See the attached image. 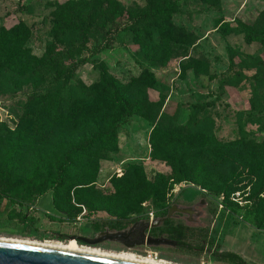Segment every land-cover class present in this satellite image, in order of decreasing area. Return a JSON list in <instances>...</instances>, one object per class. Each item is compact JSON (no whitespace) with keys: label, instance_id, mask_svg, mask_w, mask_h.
Masks as SVG:
<instances>
[{"label":"rangeland","instance_id":"374dc122","mask_svg":"<svg viewBox=\"0 0 264 264\" xmlns=\"http://www.w3.org/2000/svg\"><path fill=\"white\" fill-rule=\"evenodd\" d=\"M174 2L168 17L135 23L111 49L95 53L102 41L97 26L133 18L146 0H0V29L27 26L25 46L44 59L42 81L0 80V237L69 242L63 235L95 238L99 222L136 218L141 239L91 247L173 264H239L221 258L223 248L264 264V229L236 223L223 196H213L221 190L241 209L261 199L264 227V192L256 194L264 176V40L255 37L264 34V0ZM71 10L93 19L86 47ZM63 51L89 62L56 84ZM100 65L141 109L112 141L72 157L71 148L117 116L107 111L111 97ZM46 93L60 95L61 104L41 127L29 97ZM52 178L59 180L57 199L49 190L19 202ZM197 191L213 197L201 226L207 238L192 240L203 250L146 242L157 212L177 194Z\"/></svg>","mask_w":264,"mask_h":264},{"label":"trees","instance_id":"16d2710c","mask_svg":"<svg viewBox=\"0 0 264 264\" xmlns=\"http://www.w3.org/2000/svg\"><path fill=\"white\" fill-rule=\"evenodd\" d=\"M174 1L175 0H159L158 3H156L154 0H146L145 9L133 18L121 22H115L112 20L110 27H107L105 24L98 25L97 29L102 35V41L101 44L94 49V51L96 50L95 53L111 49L115 39L121 33L130 30L135 23H148L157 19L168 17L172 12V7L175 3ZM18 11H25V7L21 6ZM69 13L78 27L77 39L80 45L86 47L88 43V31L93 24V19L89 16L82 21L72 10ZM28 31L27 26L24 24L10 29H0V80L7 76L17 75L29 77L31 81H34L32 80L34 78L35 81H42L41 79H43V75H39L38 71L44 67V59L43 57L33 54L32 51L25 46ZM255 37L256 39L264 40V34H255ZM63 59H66V64L60 72L55 74L54 83L56 84L68 83L74 78L78 68L82 64L89 62L86 57L78 60L73 55L64 51L59 54L58 59L55 61ZM99 68L101 72V83L104 91L111 97V103L108 106L107 111H114L117 113V116L113 119L112 125L108 128H98L95 133L88 135L85 139L79 141L73 148H71L68 151V155H71L72 157H80L82 154L86 155L97 145L112 141L117 135L122 122L132 119L140 112L141 109L140 104L123 95L120 85L110 75L106 67L100 65ZM59 96L56 93H46L44 95H32L29 97L31 104L38 105L37 112L39 113V116L37 118V125L42 127L45 122H49V111H59L61 104ZM59 174H62V171ZM63 179L64 177L60 179V183L63 182ZM57 181L59 180L52 178L49 181L47 188L45 187L44 189L33 190L32 192L27 193L25 197H21L19 202H22L23 199L31 198L35 193L42 195L49 190L54 191L57 199V193L55 190V183ZM213 191V196H223L222 201L226 204L227 210L237 211V209H239V205L229 201V196L224 197V193L221 190ZM263 192L264 176L263 179H261L259 189L256 194L260 195ZM260 200L254 199V201L246 208H243V212H241L243 219L256 227L263 226L262 221L258 218V205L260 204ZM56 205L58 208V204ZM163 211L164 210L159 211L158 213L162 214ZM135 221L136 218L127 219L122 217H113L97 224L99 225V229H102L105 225L112 229H122ZM188 248L191 249L192 246ZM220 257L225 260H235L239 264H246L243 258L235 253L222 252Z\"/></svg>","mask_w":264,"mask_h":264},{"label":"flooded vegetation","instance_id":"af4514ba","mask_svg":"<svg viewBox=\"0 0 264 264\" xmlns=\"http://www.w3.org/2000/svg\"><path fill=\"white\" fill-rule=\"evenodd\" d=\"M213 197L207 194L206 192H198L193 194L192 196H183L181 193L177 194L175 197V202L172 206L164 209L162 214L155 215L157 221H154L152 225L147 229L146 242L151 239L157 238H165L168 239V242L162 243L168 246L173 247L174 249L179 250H196L200 251L203 247L202 244L197 245L192 242L196 235H199L202 242H205L207 238L208 229L202 226V221L206 219L207 214L211 213L212 208L209 205H212ZM234 217L243 218L241 215L242 209H237V211H230ZM154 216V214H153ZM136 222L130 223L122 229H112L109 226L105 225L102 229H99V225L97 224V236L95 238H88L91 240L104 238V236L108 233L113 232H125V235L122 239L124 242L129 243L130 241H135L141 239L140 235H138L137 227L135 226ZM140 227V226H139ZM141 229V227H140ZM141 231V230H140ZM72 236L63 235V238L69 240ZM143 239V237H142ZM110 240L105 239L103 241ZM101 241V242H103ZM76 243L79 245H88L93 246L96 244H91L86 242L80 238L76 240ZM100 243V242H99ZM98 244V243H97ZM197 245L198 248H194ZM192 246L191 249L188 247ZM203 250V249H202ZM221 254L222 252H219Z\"/></svg>","mask_w":264,"mask_h":264},{"label":"water","instance_id":"95a60500","mask_svg":"<svg viewBox=\"0 0 264 264\" xmlns=\"http://www.w3.org/2000/svg\"><path fill=\"white\" fill-rule=\"evenodd\" d=\"M125 232L107 233L104 238L88 239L81 236H72L69 241L78 238L97 244L105 239H122ZM168 239L149 238L148 243L159 245L168 242ZM0 264H150L130 259H124L109 255L88 253L63 248L24 244L16 242L0 241Z\"/></svg>","mask_w":264,"mask_h":264},{"label":"bare ground","instance_id":"6f19581e","mask_svg":"<svg viewBox=\"0 0 264 264\" xmlns=\"http://www.w3.org/2000/svg\"><path fill=\"white\" fill-rule=\"evenodd\" d=\"M0 241L49 246V247L63 248V249L76 250V251H82V252H88V253L109 255V256H114V257H119V258H124V259H130V260L150 263V264H173V263L165 261V260L156 259V258H152V257H148V256H140V255L128 253L125 251L113 252V251L102 250V249L97 248V247L79 245L74 241H69V242H62V241L39 242V241H35V240L7 238V237H0Z\"/></svg>","mask_w":264,"mask_h":264},{"label":"crops","instance_id":"0c3cea01","mask_svg":"<svg viewBox=\"0 0 264 264\" xmlns=\"http://www.w3.org/2000/svg\"><path fill=\"white\" fill-rule=\"evenodd\" d=\"M233 218V220L236 222V223H240L241 221L243 222V223H246L247 225H249V227H253V228H257V229H264V227H256V226H254V225H251L250 223H248V222H246L243 218H237V217H232ZM225 223H227V221H225ZM222 232H223V230H222ZM221 233V232H220ZM221 235H222V233H221ZM219 250H221V251H223V252H231V253H234V252H232V251H225L223 248H220ZM236 254V253H235ZM237 255H239V256H241L242 258H243V260L245 261V263L246 264H249V263H251L250 261H252L253 260V258H251V257H249V256H245V255H240V254H238L237 253ZM228 261H232V262H234V263H237L235 260H228Z\"/></svg>","mask_w":264,"mask_h":264}]
</instances>
